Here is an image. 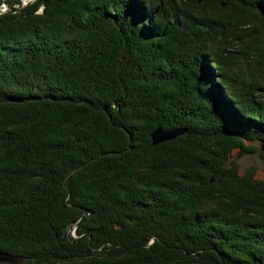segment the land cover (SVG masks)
Returning <instances> with one entry per match:
<instances>
[{"label":"trees","instance_id":"16d2710c","mask_svg":"<svg viewBox=\"0 0 264 264\" xmlns=\"http://www.w3.org/2000/svg\"><path fill=\"white\" fill-rule=\"evenodd\" d=\"M262 88L264 0H37L1 15L0 252L264 264V179L229 161L264 160ZM159 126L187 132L153 146Z\"/></svg>","mask_w":264,"mask_h":264},{"label":"rangeland","instance_id":"374dc122","mask_svg":"<svg viewBox=\"0 0 264 264\" xmlns=\"http://www.w3.org/2000/svg\"><path fill=\"white\" fill-rule=\"evenodd\" d=\"M259 148V145L257 144ZM259 151V149H258ZM262 153L261 151H259ZM230 162H234L237 166V169L240 173H247L253 170L254 175L258 179H264V160L261 159L260 155L257 152L247 153L238 155L235 151L233 152L232 157L229 159ZM74 232V229H73ZM75 234V233H74ZM2 259H6L9 263H17L21 262L22 264L25 263V259L21 260V258H9L8 256H0V261Z\"/></svg>","mask_w":264,"mask_h":264},{"label":"water","instance_id":"95a60500","mask_svg":"<svg viewBox=\"0 0 264 264\" xmlns=\"http://www.w3.org/2000/svg\"><path fill=\"white\" fill-rule=\"evenodd\" d=\"M260 92L264 93V88L259 89ZM187 132V127H173L170 130H164L162 126H159L156 130H154L151 134L152 144L153 146H157L159 143H165L168 141H171L173 139H177L178 137L184 136ZM259 145V151L264 152V143H260ZM77 229V226H75V230ZM8 256L9 258H21V256H13L8 253H1L0 256ZM21 260H24V258H21ZM4 262H7L6 259H2L0 261V264H3ZM10 263V262H9ZM11 264H22L21 262L17 263H11Z\"/></svg>","mask_w":264,"mask_h":264}]
</instances>
